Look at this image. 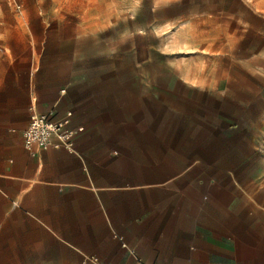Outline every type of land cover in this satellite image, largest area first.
I'll use <instances>...</instances> for the list:
<instances>
[{
	"label": "crops",
	"instance_id": "0c3cea01",
	"mask_svg": "<svg viewBox=\"0 0 264 264\" xmlns=\"http://www.w3.org/2000/svg\"><path fill=\"white\" fill-rule=\"evenodd\" d=\"M32 44L0 55V264H264V181L224 160L239 133L174 125L170 89L62 73ZM31 107L69 117L72 151L24 149Z\"/></svg>",
	"mask_w": 264,
	"mask_h": 264
},
{
	"label": "rangeland",
	"instance_id": "374dc122",
	"mask_svg": "<svg viewBox=\"0 0 264 264\" xmlns=\"http://www.w3.org/2000/svg\"><path fill=\"white\" fill-rule=\"evenodd\" d=\"M29 43L62 73L170 89L185 105L168 120L239 133L243 157L224 160L264 181V0H0V55Z\"/></svg>",
	"mask_w": 264,
	"mask_h": 264
},
{
	"label": "built area",
	"instance_id": "2783aa9c",
	"mask_svg": "<svg viewBox=\"0 0 264 264\" xmlns=\"http://www.w3.org/2000/svg\"><path fill=\"white\" fill-rule=\"evenodd\" d=\"M69 123V117L56 119L53 111L39 113L31 107L27 127L22 133L24 149L31 156L50 149L72 151L71 132L66 131ZM86 262L98 264L92 258L85 259Z\"/></svg>",
	"mask_w": 264,
	"mask_h": 264
}]
</instances>
